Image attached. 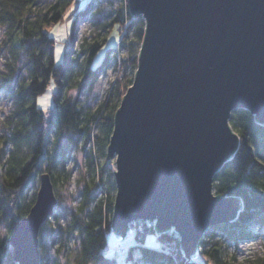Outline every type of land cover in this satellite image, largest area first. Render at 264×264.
<instances>
[{"label":"trees","instance_id":"obj_1","mask_svg":"<svg viewBox=\"0 0 264 264\" xmlns=\"http://www.w3.org/2000/svg\"><path fill=\"white\" fill-rule=\"evenodd\" d=\"M95 1L0 0V27L5 28V43L12 53L1 77L14 102L4 122L7 132L0 136V224L8 229L5 237L0 236V264H17L10 236L36 202L45 172L51 175L58 205L41 228V258H45L47 233L51 240H57V264H238L236 257L227 255L228 247L259 238L262 234L253 226L264 227V123L249 109H236L231 114L230 124L240 136V144L217 171L213 183L215 194L242 199L237 217L209 228L199 242L198 256L192 260L187 258L175 228L159 232L156 224L143 220L131 225L132 230L136 228L137 244L126 249L123 262L106 254L117 183L115 168L109 160L101 164L100 159L108 157L116 113L134 83L147 20L142 15L135 17L129 0H125L113 18L102 23L91 38L85 36L77 47L79 23ZM69 17L74 22L71 40L64 60L58 63L57 39L48 27ZM114 28L120 32L119 45L109 46L96 63ZM110 67L118 74L99 106L88 108L70 94L73 88L94 86ZM51 85L55 87L52 103L41 107L38 99ZM79 149L85 154L87 175L77 203L67 208L58 189L71 185L74 172L69 163ZM150 232L161 240L158 248L145 245ZM251 261L249 264H264V256Z\"/></svg>","mask_w":264,"mask_h":264},{"label":"water","instance_id":"obj_2","mask_svg":"<svg viewBox=\"0 0 264 264\" xmlns=\"http://www.w3.org/2000/svg\"><path fill=\"white\" fill-rule=\"evenodd\" d=\"M129 5L147 29L108 146L118 169L112 227L122 240L136 220H155L159 232L175 228L192 260L206 231L243 207L237 196L215 194L213 183L240 144L232 112L249 109L264 123V0ZM57 205L45 172L36 202L10 238L15 262L42 264L41 228Z\"/></svg>","mask_w":264,"mask_h":264},{"label":"rangeland","instance_id":"obj_3","mask_svg":"<svg viewBox=\"0 0 264 264\" xmlns=\"http://www.w3.org/2000/svg\"><path fill=\"white\" fill-rule=\"evenodd\" d=\"M122 5H125V0H96L90 13H88L87 17H85L83 20H81V23H79V27L76 35L77 36L76 46L78 47V45L84 39L85 36L91 38L94 34H96L101 29V24L110 20L111 17L113 18L117 10ZM77 18L78 21H80V19L82 18V13H80ZM73 24H74L73 17L72 18L69 17L63 23H59L57 25H52L48 27V29L51 31L52 36H54L57 39L56 60L58 63L64 60L66 45L69 44V41L71 40V32H72ZM119 36H120V32L118 28H114L110 32L108 36L107 45L99 53L98 57L96 58V63L100 62L101 57L103 56L105 50L109 46L117 47L119 45ZM5 39H6L5 28L0 27V136L5 135L7 132L6 123L4 122L6 117L10 113V110L12 109L14 103L11 94L2 84V77H1L2 71L7 69V61L9 60L12 54L11 48L5 43L6 42ZM117 74L118 71H116L115 68L110 67L103 74V76H101V78L96 82L94 86L84 90L73 88L71 89L70 94L74 96H78L81 102L86 107L96 108L106 99L107 94L112 88V85L117 77ZM54 88L55 87L51 85L49 91L39 97L38 102L41 107H47L48 105H51L52 93ZM41 101H43V103H41ZM11 148L12 145L11 146L9 145V149ZM106 160L110 161V165L113 166L115 170L117 169L116 161L114 158L112 159H109L108 157L101 158L100 163L103 164L104 162H106ZM69 165L74 172L73 181L71 182L70 186L68 187L61 186L58 189V193L60 192V195L62 196L63 199V206H67V208H71L77 203L79 199V191L87 175V166H86L84 152L80 149L74 151L71 156ZM115 201H116V197H115ZM146 221L149 222L150 224V220H146ZM253 228L254 230L260 231V233L262 234L259 238L254 240L243 241L240 243L239 246L231 244L227 249L228 251L227 255L236 257L237 258L236 262L238 264H249L250 262H252L251 260L257 258L258 256L260 255L264 256V227H261L260 225H255L253 226ZM135 231L136 228L134 227L132 233L126 239L122 240L116 235L113 229L110 230L108 233L109 248L106 249V254L115 255L119 258V261L123 262L125 258L123 257V254L119 253L120 252L119 247H125L126 249H129L131 245L137 244L136 236L133 233ZM7 233H8L7 227L4 224H0V236L5 237ZM44 239L46 245V252H45V258H41L42 262L45 261V264H57V255L59 254V250L57 247V240L56 239L51 240V238H49L47 233L44 234ZM160 244H161V240L158 239V235L156 233L150 232L147 235L145 240V245L158 248Z\"/></svg>","mask_w":264,"mask_h":264},{"label":"built area","instance_id":"obj_4","mask_svg":"<svg viewBox=\"0 0 264 264\" xmlns=\"http://www.w3.org/2000/svg\"><path fill=\"white\" fill-rule=\"evenodd\" d=\"M150 224H156V221L155 220L154 221H150ZM119 250H120L119 253H121L123 255L126 253V248L125 247H119Z\"/></svg>","mask_w":264,"mask_h":264},{"label":"snow or ice","instance_id":"obj_5","mask_svg":"<svg viewBox=\"0 0 264 264\" xmlns=\"http://www.w3.org/2000/svg\"><path fill=\"white\" fill-rule=\"evenodd\" d=\"M41 103H43V101H41Z\"/></svg>","mask_w":264,"mask_h":264}]
</instances>
